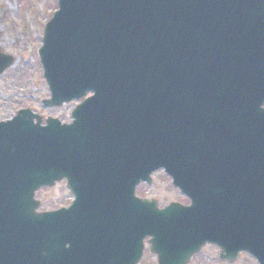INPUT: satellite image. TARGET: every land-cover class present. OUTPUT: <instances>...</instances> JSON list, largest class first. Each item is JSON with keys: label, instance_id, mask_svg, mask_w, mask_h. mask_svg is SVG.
Segmentation results:
<instances>
[{"label": "water", "instance_id": "obj_1", "mask_svg": "<svg viewBox=\"0 0 264 264\" xmlns=\"http://www.w3.org/2000/svg\"><path fill=\"white\" fill-rule=\"evenodd\" d=\"M58 6L38 53L43 105L94 96L71 125L30 110L0 122V264H140L147 238L157 264H189L206 245L264 264V0ZM13 64L0 53V77ZM161 169L190 207L135 197ZM63 180L76 203L39 213L36 193Z\"/></svg>", "mask_w": 264, "mask_h": 264}, {"label": "rangeland", "instance_id": "obj_2", "mask_svg": "<svg viewBox=\"0 0 264 264\" xmlns=\"http://www.w3.org/2000/svg\"><path fill=\"white\" fill-rule=\"evenodd\" d=\"M58 10V0H0V52L14 57L15 62L0 77V122L12 119L19 110L29 109L41 117H52L63 123L72 122L71 114L77 103L59 109L44 108L42 101L50 98L38 57L44 28ZM142 199L157 200L160 207L173 202L188 204L164 172L153 176V184L138 188ZM69 194L65 187L44 188L37 192L40 211H53L65 205ZM220 250L206 246L190 264H228L219 258ZM142 264H157L146 248ZM232 264H258L252 257L241 255Z\"/></svg>", "mask_w": 264, "mask_h": 264}, {"label": "flooded vegetation", "instance_id": "obj_3", "mask_svg": "<svg viewBox=\"0 0 264 264\" xmlns=\"http://www.w3.org/2000/svg\"><path fill=\"white\" fill-rule=\"evenodd\" d=\"M263 109H264V106H263ZM215 133H217L218 131H214ZM218 136H219V139H221V133H219L218 134ZM229 152H232L231 150L229 151ZM237 155L234 153V156L233 155H231L230 157H231V159H233V158H235ZM100 156H96V158H99ZM224 159H226V157H224ZM96 170L97 171H99L100 170V165L98 164L97 166H96ZM162 172V171H161ZM159 173V172H158ZM59 187H65L66 189H67V191H68V194H69V197H68V200H67V202L68 203H66L65 205H60L58 208H56V209H54L53 211H60V210H62V209H66V208H72L73 207V205L76 203V200H77V196H76V192H73L72 190H68V188H67V181H61L60 183H58L56 186H55V188H59ZM139 188V187H138ZM138 188H137V190H136V196L137 197H139L140 198V196H139V194H138ZM99 190V189H98ZM102 191H104V192H106L108 195L105 197V202H106V213L108 214L109 213V209L110 210H112V206L114 205V200H115V193L113 192V189H112V187H111V185H109V184H107L106 183V186H103L102 187ZM117 201H119L120 202V204H121V201H120V198H119V193L117 192ZM108 202H110V203H108ZM189 204V203H188ZM188 204H185L186 206L188 205ZM119 208V204H118V202H117V209ZM119 210V209H118ZM97 211V213L99 212V210L97 209L96 210ZM86 213V209L84 210L83 209V211L81 210V212H80V214H81V216H83L84 214ZM77 218H76V212H75V214H74V216L70 219V223L72 224V225H75L76 223H77ZM81 221H83V219H81ZM75 230V228H73V231Z\"/></svg>", "mask_w": 264, "mask_h": 264}]
</instances>
